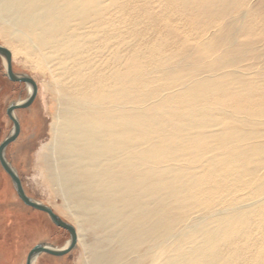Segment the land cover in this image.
I'll use <instances>...</instances> for the list:
<instances>
[{
	"label": "bare ground",
	"instance_id": "obj_1",
	"mask_svg": "<svg viewBox=\"0 0 264 264\" xmlns=\"http://www.w3.org/2000/svg\"><path fill=\"white\" fill-rule=\"evenodd\" d=\"M136 1L0 0L52 77L41 164L86 263L264 264V0Z\"/></svg>",
	"mask_w": 264,
	"mask_h": 264
},
{
	"label": "rangeland",
	"instance_id": "obj_2",
	"mask_svg": "<svg viewBox=\"0 0 264 264\" xmlns=\"http://www.w3.org/2000/svg\"><path fill=\"white\" fill-rule=\"evenodd\" d=\"M135 3L141 8L144 0ZM158 3L161 2L153 3L155 8ZM169 10L174 12V9ZM173 20L178 23L179 32L184 36V18L179 16ZM178 42L180 43V37H174V43ZM193 42L190 40L189 43ZM0 44L7 45L1 34ZM11 66L13 72L32 77L37 83L38 91L28 107L14 112L20 126L19 134L6 146L5 159L17 172L26 195L48 205L64 221L77 227L78 223L63 191L46 177L41 164V154L51 141L50 129L55 106L51 89L52 77L46 67L38 65L36 55L22 49L11 50ZM27 96L24 82H13L6 77L5 62L0 56V143L13 129V123L6 115V108ZM87 231L86 237L93 234L89 229ZM68 238V232L52 223L45 212L25 205L18 198L9 175L0 165V264H25L27 254L34 245L45 243L62 247ZM83 241L77 242L72 250L61 256L41 253L35 257L33 264H87L90 251L84 247ZM149 245L141 250L148 247H151L150 252L157 250L154 242ZM144 253L139 251L137 255Z\"/></svg>",
	"mask_w": 264,
	"mask_h": 264
},
{
	"label": "water",
	"instance_id": "obj_3",
	"mask_svg": "<svg viewBox=\"0 0 264 264\" xmlns=\"http://www.w3.org/2000/svg\"><path fill=\"white\" fill-rule=\"evenodd\" d=\"M0 56L5 62L6 77L11 81L24 82L30 87V93L25 99L10 104L6 109V113L13 123V129L11 133L0 143V165L4 169V171L9 175L18 198L25 205L45 212L48 215L49 219L52 221V223L65 229L69 234L68 240H66V243L62 247H54L45 243H38L34 245L29 250L25 262V264H33V260L35 259V257L41 253H47L54 256H61L68 253L74 248L77 243V232L73 225L64 221L51 209V207L26 195L17 172L5 159L4 151L6 146L10 142L14 141L19 134V122L14 115V110L28 107L36 97L38 89L37 83L32 77L13 72L11 66V52L8 48L0 45Z\"/></svg>",
	"mask_w": 264,
	"mask_h": 264
},
{
	"label": "flooded vegetation",
	"instance_id": "obj_4",
	"mask_svg": "<svg viewBox=\"0 0 264 264\" xmlns=\"http://www.w3.org/2000/svg\"><path fill=\"white\" fill-rule=\"evenodd\" d=\"M13 82H17V81H13ZM29 94V93H28ZM7 109V108H6ZM19 109H21V108H19ZM15 110H17V109H15ZM15 110H14V112H15ZM5 112H6V110H5ZM6 115H7V113H6ZM8 116V115H7ZM19 128H20V126H19Z\"/></svg>",
	"mask_w": 264,
	"mask_h": 264
}]
</instances>
